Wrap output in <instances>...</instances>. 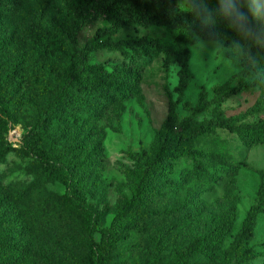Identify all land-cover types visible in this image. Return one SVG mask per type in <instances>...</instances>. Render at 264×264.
Segmentation results:
<instances>
[{
    "label": "trees",
    "instance_id": "1",
    "mask_svg": "<svg viewBox=\"0 0 264 264\" xmlns=\"http://www.w3.org/2000/svg\"><path fill=\"white\" fill-rule=\"evenodd\" d=\"M51 5L52 0H0V166L14 150L6 136L20 126L17 115L25 104L38 105V123L24 142L51 167L50 179L66 186L55 199H41L35 194L39 192L36 184L31 188L0 180V264L35 263L37 250L30 235L41 232V221L53 239L79 250V230H84L91 245L87 256L81 251L86 264H138V252L153 236L159 216L166 213L164 201L176 196L171 189L182 190L170 170L174 162L189 157L191 164L185 166V172L194 185L208 186L215 181L217 167L231 170L241 166L217 130L264 145V119L247 121L250 115L264 113V25L251 22L252 17L239 12L232 0H72L60 30H54L43 27ZM30 20L33 22L28 24ZM131 27L159 32L116 38ZM201 40L224 45L226 58L238 63L241 71L215 88L212 96L201 88L196 104L191 105L184 100L194 78L190 47ZM102 51L127 57L153 53L163 57L164 68H178L176 86L165 88L168 115L164 124L178 142L174 146L164 143L145 166L134 171L132 198L110 227L91 209L83 192L95 169L85 140L92 129H113L121 104L141 98L147 64L131 58L128 64L112 68L89 62L90 55ZM254 89L259 96L246 113L226 115L222 106L232 96ZM179 107L187 112L184 117ZM47 127L57 133L51 140ZM84 131H89L87 138L81 136ZM210 137H214L212 149L205 152L201 145ZM67 155L73 157V168L57 164ZM189 198L187 194L181 207L171 211L176 219L180 215L184 220L195 218L187 212ZM261 215L264 174L257 205L249 209L231 244H226L228 236L218 239L212 234L208 240L175 248L165 264H214L224 253L237 254L239 264H252L259 255L249 244ZM40 251L41 255L47 250ZM151 264L159 262L155 259Z\"/></svg>",
    "mask_w": 264,
    "mask_h": 264
},
{
    "label": "rangeland",
    "instance_id": "2",
    "mask_svg": "<svg viewBox=\"0 0 264 264\" xmlns=\"http://www.w3.org/2000/svg\"><path fill=\"white\" fill-rule=\"evenodd\" d=\"M71 1L52 0L43 27L60 30L61 20L67 14ZM232 3L239 12L251 17L253 13H264V0H232ZM32 22L33 20H30L28 24ZM157 32L159 31L156 29L131 27L121 30L116 38L134 39L154 36ZM190 52V68L194 78L184 100L191 105L196 104L201 88H205L212 96L215 88L241 71L238 63L226 58L227 48L222 44L201 40L190 47ZM130 58L135 62L147 64L140 84L141 98L121 104L118 112L120 117L117 123H113V129H92L90 138L85 140L89 145L86 151L93 157L95 169L83 192L91 209L105 220L106 227L111 226L113 219L132 198L131 176L134 171L145 166V162L151 160L156 150L164 143L174 146L178 142V138L172 137L164 129L168 115L165 88L173 90L176 86L177 67L164 68L163 57L153 53H130L127 57L120 53L102 51L90 55L88 60L92 64L112 68L123 63L128 64ZM258 96L259 92L255 89L234 95L222 109L227 116L244 114L255 104ZM44 103L45 100L42 101V104ZM111 112L117 111L112 109ZM178 112L181 117L187 114L182 107H179ZM39 116V106L27 104L17 115L20 126L14 130L18 136H15L14 132H9L6 136V140L13 144L14 150L5 157L0 166V180L5 183L20 182L31 188L36 184L39 192L35 194L39 198L55 199L64 192V182L51 180L48 174L51 167L24 142L28 131L37 125ZM109 118L108 116L107 119ZM260 119H264V113L250 115L247 121ZM46 131L49 132L50 140L57 135L50 127H47ZM88 132L84 131L81 136L87 138ZM217 134L227 142L234 160L241 166L231 170L217 167L215 181L204 186L194 185L191 175L185 172V166L191 164L189 157L183 156L174 162L170 170L180 181L179 187L182 190L177 193L171 189L176 196L168 203L164 201L166 213L159 216L153 236L148 237L143 250L138 252V264H151L155 259L159 264H165L174 256L175 248L199 239L208 240L212 234L218 239L228 236L226 244L229 245L233 241L232 237L240 232L249 209L257 205L258 190L264 174V145L252 144V138H241L223 130H217ZM36 138L37 136L33 137L32 141ZM213 139L214 137L205 138L201 149L205 152L211 150ZM69 144L70 142L66 146ZM93 149L97 151L91 153ZM57 164L73 168L75 163L73 157L67 155ZM187 194L190 197L187 212L195 218L184 220L180 215L176 219V213L171 211L181 207ZM45 227V223L41 221V232H33L30 235V242L37 250L34 264H86L81 251H85L87 256L91 245L84 230H79V250L53 239L47 234ZM249 246L259 255L252 264H264V215L257 220ZM41 248L47 250L45 254H39ZM217 257L214 264H239L240 261L237 254L224 253Z\"/></svg>",
    "mask_w": 264,
    "mask_h": 264
},
{
    "label": "clouds",
    "instance_id": "3",
    "mask_svg": "<svg viewBox=\"0 0 264 264\" xmlns=\"http://www.w3.org/2000/svg\"><path fill=\"white\" fill-rule=\"evenodd\" d=\"M251 22H260L264 25V16L260 15L258 12L253 13Z\"/></svg>",
    "mask_w": 264,
    "mask_h": 264
},
{
    "label": "built area",
    "instance_id": "4",
    "mask_svg": "<svg viewBox=\"0 0 264 264\" xmlns=\"http://www.w3.org/2000/svg\"><path fill=\"white\" fill-rule=\"evenodd\" d=\"M10 132H14V134H16L17 133V131L16 130H14V129H12ZM15 136H18L17 134L15 135ZM19 137H16V139H18ZM15 139V140H16ZM14 141V140H13ZM14 142H16V141H14Z\"/></svg>",
    "mask_w": 264,
    "mask_h": 264
}]
</instances>
